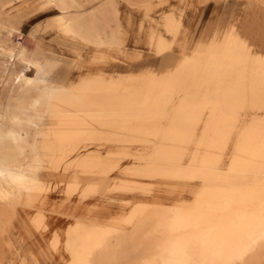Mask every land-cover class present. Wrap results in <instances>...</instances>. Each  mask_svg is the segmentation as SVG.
<instances>
[{
  "label": "rangeland",
  "instance_id": "rangeland-1",
  "mask_svg": "<svg viewBox=\"0 0 264 264\" xmlns=\"http://www.w3.org/2000/svg\"><path fill=\"white\" fill-rule=\"evenodd\" d=\"M133 1L0 0V46L15 51L13 66L0 51V156L3 144L22 152L0 175L13 194L0 201V264H165L180 212L203 230L201 192L257 219L211 249L196 243L188 264H264V0ZM46 63L68 70L60 91L104 70L117 109L71 127L66 99L45 95ZM96 227L104 236L87 248Z\"/></svg>",
  "mask_w": 264,
  "mask_h": 264
},
{
  "label": "bare ground",
  "instance_id": "bare-ground-1",
  "mask_svg": "<svg viewBox=\"0 0 264 264\" xmlns=\"http://www.w3.org/2000/svg\"><path fill=\"white\" fill-rule=\"evenodd\" d=\"M134 1L137 4L142 5L147 4L152 0ZM56 2L62 7V9L65 10H70L71 8L76 6V0H56ZM93 25L95 26V28H97L96 35L98 37V43L101 45L102 42L107 38V26L101 25V22L97 20L94 21ZM80 26V20L76 18H68L67 23L64 24V32L66 35L75 36ZM120 28L121 25L119 24L117 30L112 31L113 37L115 39H124ZM14 32L15 30L11 28L6 35L4 42L10 41L12 35H14ZM0 51L12 57V63L10 65L13 66L15 62L14 49L0 46ZM72 57V54L66 53V55L64 56V61L69 62ZM46 64L48 67L44 68V79L41 82L45 89V95L47 97H51L56 93L58 94V97L56 96L58 99L67 100H65L64 102L62 101L60 106H62V109H66L68 112L72 113L70 115L72 123L69 124L71 127L83 128L89 126L93 121H96L103 117V112L105 111V109H117L108 106L106 104V101L109 93L119 91V84H116L112 80L103 79L101 75L104 74V70L98 69L95 73L98 78H95L91 82H86L84 84L75 82L74 84L66 87L64 91H60L56 89L57 87L55 86L54 81L65 79L66 76H68V70H57L53 68V64L52 66L50 63ZM32 72L33 75H35L36 68L34 65L30 64L29 70L25 72L22 77H25V79H29L31 76H33L31 75ZM91 73L92 71H85L83 74L85 75V77H88L89 75H91ZM22 77H20V80ZM129 90L133 91V89ZM2 149L3 153L0 156V175L9 170V175L12 176V171H16L15 163L17 161V158L22 154V152L14 146H9L7 144H3ZM1 183L2 182L0 177V201L5 203L13 194L11 191L7 190ZM169 190L171 191L172 189H168V191ZM212 191H214V189ZM15 197L17 198V196ZM192 205L193 207H198L200 211L203 212V216L200 221V225L203 227V230L199 234L193 231L189 232V230L187 229V225L190 219L189 214H191V211L188 210L185 212H180L179 215L176 216L177 218L172 226L169 228V238L166 239L163 243L162 252L166 255L167 259L165 261V264H188V253L192 250L193 246H195L196 243H200V245L205 249H211L220 242L228 239L230 236L237 234L240 231H246L257 219L256 213L248 211V207L246 205L232 207L229 206L222 194H213L212 192L198 193L194 197ZM188 207H190V205ZM104 233L105 232L100 227L94 228L89 235V239L87 240V248L92 243H99L100 239L103 238ZM149 250L150 249L147 250L148 252H146V256H149V254L151 253ZM146 264L151 263L150 261H146Z\"/></svg>",
  "mask_w": 264,
  "mask_h": 264
}]
</instances>
